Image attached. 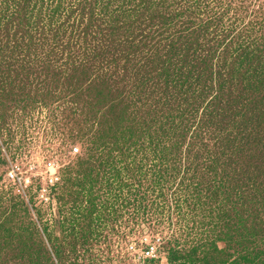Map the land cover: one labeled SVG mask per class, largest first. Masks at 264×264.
Wrapping results in <instances>:
<instances>
[{
	"label": "rangeland",
	"instance_id": "obj_1",
	"mask_svg": "<svg viewBox=\"0 0 264 264\" xmlns=\"http://www.w3.org/2000/svg\"><path fill=\"white\" fill-rule=\"evenodd\" d=\"M218 69L234 95L207 112ZM258 69L264 0H0V264H231L263 248L264 108L231 114L259 80L241 70ZM48 163L60 184L44 203ZM88 166L92 215L71 186Z\"/></svg>",
	"mask_w": 264,
	"mask_h": 264
},
{
	"label": "trees",
	"instance_id": "obj_2",
	"mask_svg": "<svg viewBox=\"0 0 264 264\" xmlns=\"http://www.w3.org/2000/svg\"><path fill=\"white\" fill-rule=\"evenodd\" d=\"M154 38H155L154 35L150 36L147 38V41H149L151 44V42H153ZM153 46H155V43L153 44ZM147 47H149V44L146 43L145 48H147ZM160 50H161V48L155 49V50L152 49V51H151L152 53L148 57H146V59H145V61L148 65H151L150 61L152 59L153 60H156V59L159 60L160 59V57H159V54L161 52ZM173 70H174L173 67L169 64V66L167 68V75L169 77H171L173 75ZM241 72L243 73V75L252 74L251 78H255V79H259V80L258 81L248 80L250 85H252L251 87H248V88L242 84L240 85V87H241L240 95L241 96L238 97V106L235 109V110H237V112L231 113V114L241 115V114L249 111V113H251V114L260 115L257 112L259 105L264 108V69L249 70V71L241 70ZM214 75L217 76L216 81L219 84L221 83L222 85H220V89H219L218 93H215V96L213 97L212 101L207 106V107H209L207 109V112H209L213 106L217 105V101L220 99H222L224 101V104H225L222 107L218 106L220 108V111H227L225 108L227 106H230V104H231L230 96L234 95V92L229 90V92L226 96L224 94L225 87L227 84L226 83L227 80L225 77V71L218 69L214 74H212L211 75L212 77H211V80L209 83L211 85H213V83L211 81L214 79ZM238 78L240 79V77H238ZM230 84L231 85L233 84V80L230 81ZM258 86H261V87L259 88ZM213 93H214V91H213ZM247 96H248V98L246 99ZM228 115H230V114H228ZM82 160H83L82 157L78 158V162H81ZM83 165H87V161H84ZM80 175H83V177L74 181L71 184V186L73 188L74 187L78 188V190L75 192L78 196L80 194H83V196L86 197L88 205L87 206L85 205V208L87 210V213H89V215H92V213H96L99 210L98 209L99 207L97 206V204L94 201V197L97 196V195H95L94 187H95V184L98 182V174L95 175L94 170L88 166L85 170H83V172L80 173ZM89 177H95V181L92 184L89 182V180H90ZM69 194L71 196L72 194H74V192L70 191ZM132 195L134 196V194H132ZM127 196H129V195H127ZM125 199H127V198H125ZM133 203H134V199H132L131 204H133ZM138 207H140V209L144 210L140 206V204H138ZM24 210H26V209H24ZM26 212H27V210H26ZM135 213H136V215L141 214L139 208H135ZM134 216H135V214H134ZM85 218L88 219L87 214H86ZM32 225L36 229V225L34 223H32ZM171 240H172L171 238H169L167 240L166 246L169 242H171ZM161 243H162L161 246L164 247V243H165L164 240H162ZM228 248H230V246H228ZM175 249L176 248H171V254L172 255H176L179 253V251L175 250ZM215 249H217V247ZM197 251H198L197 248H193L187 254H188V256H193L197 253ZM45 252H46V250H45ZM46 253L48 255V251ZM47 257H48V259H50V256H47ZM170 261H171V264H175L176 258L172 257L170 259ZM225 261H223L222 264H224ZM202 262H204V264H219L220 263V262H215V261H210V260H206V261H202ZM230 263L231 264H264V246H263V248H259V249L257 248V250H254V252H249L247 247H244V252H239L237 258H235V260H233V262H230Z\"/></svg>",
	"mask_w": 264,
	"mask_h": 264
},
{
	"label": "built area",
	"instance_id": "obj_3",
	"mask_svg": "<svg viewBox=\"0 0 264 264\" xmlns=\"http://www.w3.org/2000/svg\"><path fill=\"white\" fill-rule=\"evenodd\" d=\"M78 153H79V148L77 147L74 148L72 154L77 155ZM46 168L47 169H46L45 185L40 190L39 199L41 200V202L50 203L51 201H54L52 191L57 190L58 188L56 187L60 184V176H59L60 168H58L55 163H48ZM8 174L9 176H11V178H13V180L19 181L20 184L26 182L29 186V181L27 182V180H24L22 178L20 180L16 171H10ZM156 253H157V248L155 246H151L146 249V251L144 252V256L146 259H150V258L152 259L156 257Z\"/></svg>",
	"mask_w": 264,
	"mask_h": 264
}]
</instances>
